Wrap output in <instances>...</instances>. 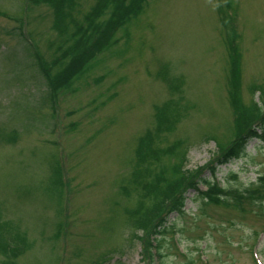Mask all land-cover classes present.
Segmentation results:
<instances>
[{
	"label": "rangeland",
	"instance_id": "374dc122",
	"mask_svg": "<svg viewBox=\"0 0 264 264\" xmlns=\"http://www.w3.org/2000/svg\"><path fill=\"white\" fill-rule=\"evenodd\" d=\"M93 1L0 0V264H148L153 226L187 190L185 213H170L158 236L163 264H264V206L198 207L188 187L210 179L211 161L261 99L251 86L264 84V0H231L235 10L225 0H146L52 95L32 52L57 56ZM47 69L52 83L55 65ZM167 99L172 111L155 112ZM246 150L218 168L225 183L243 188L264 174V141ZM6 235L22 246L10 259Z\"/></svg>",
	"mask_w": 264,
	"mask_h": 264
},
{
	"label": "trees",
	"instance_id": "16d2710c",
	"mask_svg": "<svg viewBox=\"0 0 264 264\" xmlns=\"http://www.w3.org/2000/svg\"><path fill=\"white\" fill-rule=\"evenodd\" d=\"M136 1L137 0H114V11L111 14L109 13L108 17L105 19L100 17L99 11H101L102 8H99L98 11L89 16L85 23V27L80 28L83 30L81 33L74 34L71 38H69L67 43V40H63L64 43H62V45H56L55 49L60 50H58L59 52L56 54L57 56H54L53 58L51 57L50 60H45L46 58L40 55L38 50L32 52L39 64H37L36 68L38 71L40 70L41 77L46 81V85H48L51 93L53 92L52 95H54V93L57 91L70 88L73 80H76L78 77L81 78L80 75L86 70L85 68L93 58L91 57L93 51H97L99 48H103L107 45L106 42L109 41L108 39L113 28L124 21V19L127 17L126 14L129 10V7L136 3ZM124 2L129 7H127ZM33 48L35 47L33 46ZM47 65H55V70L52 71V73L56 72V74H58L52 76V83H50V77L47 74ZM53 84H56L57 86H54ZM51 98L53 99L54 96ZM169 111H172V109ZM260 115V109H258V114H256L253 108L248 112H245L243 117L241 116V118L237 121V135L235 139L222 150L223 152L220 161L226 162L232 158L242 156L245 153L249 136L253 133L257 134L256 127H264V115L259 118ZM256 118L258 120L251 128V123ZM246 130L250 133L245 132ZM54 173L55 176L59 178V169L54 170ZM185 179L186 181L189 179L188 174H185ZM260 182L261 181L259 180V182L255 183V185L247 186L245 188L226 187L223 190H220L217 189L216 186H213L211 187V190L197 192L200 195V198L203 200V203H219L222 201L225 203V205L233 204L237 209H242L243 200L249 199L250 202L256 206H264V190H262V186L260 187L257 185ZM184 198L185 191L181 192L180 196L172 199V201L166 206L168 209V211L165 212L166 216L162 217L161 220H159V223L153 226L152 232L148 236L146 243L148 264H154V260L156 261V259L161 257V250L156 249L155 251L153 246L156 245L158 247V236H162L168 229L166 217L170 213H173V211L177 213L178 216L183 215ZM159 226H161V229H158ZM135 238L138 240L140 239V237L138 238L137 235ZM3 247L4 254L10 259L20 253L22 246L19 244V241H15L13 238H10L6 235L3 237ZM153 253L156 254L155 257Z\"/></svg>",
	"mask_w": 264,
	"mask_h": 264
}]
</instances>
